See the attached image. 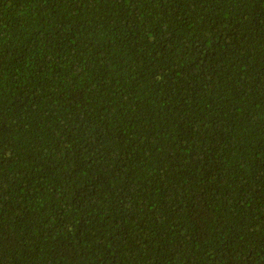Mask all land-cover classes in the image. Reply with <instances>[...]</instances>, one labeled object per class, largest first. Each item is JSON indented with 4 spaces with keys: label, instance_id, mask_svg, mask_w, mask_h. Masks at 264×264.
Returning a JSON list of instances; mask_svg holds the SVG:
<instances>
[{
    "label": "trees",
    "instance_id": "obj_1",
    "mask_svg": "<svg viewBox=\"0 0 264 264\" xmlns=\"http://www.w3.org/2000/svg\"><path fill=\"white\" fill-rule=\"evenodd\" d=\"M0 264H264V0H0Z\"/></svg>",
    "mask_w": 264,
    "mask_h": 264
}]
</instances>
